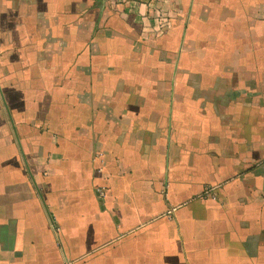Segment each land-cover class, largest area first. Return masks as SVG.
Here are the masks:
<instances>
[{"label":"crops","instance_id":"obj_1","mask_svg":"<svg viewBox=\"0 0 264 264\" xmlns=\"http://www.w3.org/2000/svg\"><path fill=\"white\" fill-rule=\"evenodd\" d=\"M0 264H264V0H0Z\"/></svg>","mask_w":264,"mask_h":264},{"label":"built area","instance_id":"obj_2","mask_svg":"<svg viewBox=\"0 0 264 264\" xmlns=\"http://www.w3.org/2000/svg\"><path fill=\"white\" fill-rule=\"evenodd\" d=\"M100 193H102V192L100 191Z\"/></svg>","mask_w":264,"mask_h":264}]
</instances>
